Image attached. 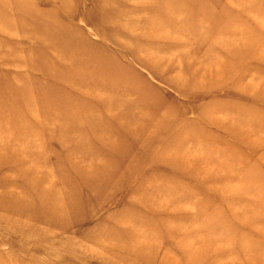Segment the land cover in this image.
Instances as JSON below:
<instances>
[{
	"label": "rangeland",
	"instance_id": "1",
	"mask_svg": "<svg viewBox=\"0 0 264 264\" xmlns=\"http://www.w3.org/2000/svg\"><path fill=\"white\" fill-rule=\"evenodd\" d=\"M0 264H264V0H0Z\"/></svg>",
	"mask_w": 264,
	"mask_h": 264
}]
</instances>
